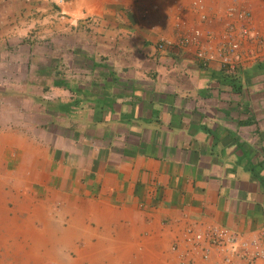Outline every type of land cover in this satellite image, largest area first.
Wrapping results in <instances>:
<instances>
[{
  "label": "crops",
  "instance_id": "crops-1",
  "mask_svg": "<svg viewBox=\"0 0 264 264\" xmlns=\"http://www.w3.org/2000/svg\"><path fill=\"white\" fill-rule=\"evenodd\" d=\"M15 1L0 0V176L102 207L118 254L140 239L151 263L180 264L205 246L188 229L214 228L264 264L260 49L233 33L234 60L232 35L184 0ZM210 248L195 261L218 263Z\"/></svg>",
  "mask_w": 264,
  "mask_h": 264
},
{
  "label": "rangeland",
  "instance_id": "rangeland-1",
  "mask_svg": "<svg viewBox=\"0 0 264 264\" xmlns=\"http://www.w3.org/2000/svg\"><path fill=\"white\" fill-rule=\"evenodd\" d=\"M51 1L66 7L68 0ZM25 2L15 1L20 7ZM183 2L186 8H195L200 17L217 20L228 36L232 35L230 42L237 43L239 36L233 33H238L249 41L248 48L253 44L260 49L249 55L264 56V0ZM26 187L0 176V264H155L150 256L138 254L143 247L140 239H125L134 242V248L117 253L116 242L124 239H115L116 225L108 229L102 224V207L74 200H41L38 192L26 191ZM70 218L83 219L87 228L72 225Z\"/></svg>",
  "mask_w": 264,
  "mask_h": 264
},
{
  "label": "built area",
  "instance_id": "built-area-1",
  "mask_svg": "<svg viewBox=\"0 0 264 264\" xmlns=\"http://www.w3.org/2000/svg\"><path fill=\"white\" fill-rule=\"evenodd\" d=\"M59 1L62 2V0ZM242 32L246 33L247 31L243 29ZM237 46V43L230 42V49L232 51L231 53L234 54H232L234 60H237V53H235ZM198 55L204 57L203 52H199ZM210 57L211 55L207 58ZM186 237V243L193 247H198L202 243L205 244V246L201 247L202 251L197 254L194 260H183L180 264H200L195 260L209 259V254L211 252L210 247L213 246L217 247L222 252L220 261L215 264H255L256 259L262 255L256 244L249 245L246 242H241L233 233H228L225 230H216L213 228L204 233L202 231L188 229Z\"/></svg>",
  "mask_w": 264,
  "mask_h": 264
}]
</instances>
